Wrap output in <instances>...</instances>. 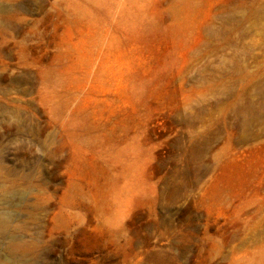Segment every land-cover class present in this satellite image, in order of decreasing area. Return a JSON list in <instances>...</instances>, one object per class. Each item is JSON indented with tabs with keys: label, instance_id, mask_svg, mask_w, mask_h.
Instances as JSON below:
<instances>
[{
	"label": "rangeland",
	"instance_id": "374dc122",
	"mask_svg": "<svg viewBox=\"0 0 264 264\" xmlns=\"http://www.w3.org/2000/svg\"><path fill=\"white\" fill-rule=\"evenodd\" d=\"M0 216V264H264V0H0Z\"/></svg>",
	"mask_w": 264,
	"mask_h": 264
},
{
	"label": "bare ground",
	"instance_id": "6f19581e",
	"mask_svg": "<svg viewBox=\"0 0 264 264\" xmlns=\"http://www.w3.org/2000/svg\"><path fill=\"white\" fill-rule=\"evenodd\" d=\"M8 187H12L13 188V183L12 182H10V184L9 185H7ZM5 188V187H4ZM7 188V187H6ZM96 197H97V195H96ZM56 219L61 223V224H65V221H66V216H65V214H63V212H59L58 213V215L56 216ZM8 222H9V220H8V218L7 217H1L0 216V229L1 230H5L6 229V227H7V225H8ZM8 249L9 250H23V247H22V245H19V244H17V242H14L13 240H10L9 242H8ZM245 264V263H244ZM255 264H257V261L255 262Z\"/></svg>",
	"mask_w": 264,
	"mask_h": 264
}]
</instances>
